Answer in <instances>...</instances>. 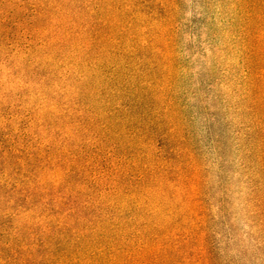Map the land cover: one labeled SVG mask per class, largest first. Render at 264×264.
I'll return each instance as SVG.
<instances>
[{
  "label": "rangeland",
  "instance_id": "rangeland-1",
  "mask_svg": "<svg viewBox=\"0 0 264 264\" xmlns=\"http://www.w3.org/2000/svg\"><path fill=\"white\" fill-rule=\"evenodd\" d=\"M0 264H264V0H0Z\"/></svg>",
  "mask_w": 264,
  "mask_h": 264
},
{
  "label": "trees",
  "instance_id": "trees-1",
  "mask_svg": "<svg viewBox=\"0 0 264 264\" xmlns=\"http://www.w3.org/2000/svg\"><path fill=\"white\" fill-rule=\"evenodd\" d=\"M58 213V215H61V213H62V210L61 209H59V211L57 212ZM69 225V228H73V225L71 224V223H69L68 224Z\"/></svg>",
  "mask_w": 264,
  "mask_h": 264
}]
</instances>
